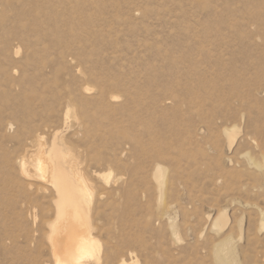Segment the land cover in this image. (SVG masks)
I'll return each instance as SVG.
<instances>
[{"label": "rangeland", "instance_id": "374dc122", "mask_svg": "<svg viewBox=\"0 0 264 264\" xmlns=\"http://www.w3.org/2000/svg\"><path fill=\"white\" fill-rule=\"evenodd\" d=\"M23 126L59 130L103 193L102 253L123 239L133 264H211L230 235L264 264V0H0V264L48 259L14 165Z\"/></svg>", "mask_w": 264, "mask_h": 264}, {"label": "bare ground", "instance_id": "6f19581e", "mask_svg": "<svg viewBox=\"0 0 264 264\" xmlns=\"http://www.w3.org/2000/svg\"><path fill=\"white\" fill-rule=\"evenodd\" d=\"M88 91V88H84L83 92L81 90L84 96L89 94ZM100 95L101 97L96 101L100 107L118 101V97L113 95L108 94L109 97L104 93ZM81 114L85 118L89 117L83 105ZM46 128V126L21 127L17 132V139L23 142L22 149L20 156L14 160L20 180V193L24 195L23 202L30 201L45 206L43 210L45 209L48 215L41 221V226L44 228L41 235L46 240L45 250L48 259L41 264H106V258H113L115 264H133L134 251L123 239L109 249L106 247L102 253V246L95 232L101 230L98 221L101 214L99 204L103 193H98L90 185L86 174H83L75 160L76 156L73 157V152L68 149L70 147H66L62 141L60 135L62 133L59 130L52 132L53 136L49 144L43 141V131ZM224 133L228 138L230 150L236 140L238 128L237 126L226 128ZM260 138L264 139L263 133L260 134ZM257 146L261 148L264 162L263 143L260 142ZM154 178L161 188L164 169L156 165ZM262 180L264 185V173ZM260 219V228L264 231L263 212ZM227 223L226 214L221 212L215 217L212 228L221 231ZM262 253L264 258V250ZM210 257L211 264H242L237 258V251L230 235L223 236L214 244Z\"/></svg>", "mask_w": 264, "mask_h": 264}]
</instances>
